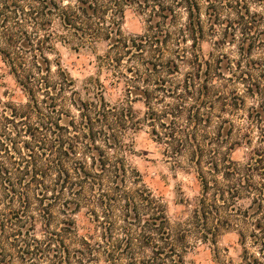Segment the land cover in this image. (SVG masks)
Returning <instances> with one entry per match:
<instances>
[{"label":"trees","instance_id":"obj_1","mask_svg":"<svg viewBox=\"0 0 264 264\" xmlns=\"http://www.w3.org/2000/svg\"><path fill=\"white\" fill-rule=\"evenodd\" d=\"M170 2L0 0V61L25 97V103L0 100V264H187L185 231L173 235L157 199L126 186L122 138L139 125L132 123L136 93L128 89L111 105L97 90L83 101L70 75L58 62L53 71L47 57L51 43H66L68 35L80 46L107 41L112 67L123 56L155 49L156 36H122L124 12L133 4L159 19L183 8L188 24L179 31L194 45L202 33L196 0ZM126 80L129 87L133 79ZM167 116H157L161 127ZM81 211L88 216L83 231L75 219ZM250 222L249 237L262 249L260 258L245 250L243 264H264V227Z\"/></svg>","mask_w":264,"mask_h":264},{"label":"rangeland","instance_id":"obj_2","mask_svg":"<svg viewBox=\"0 0 264 264\" xmlns=\"http://www.w3.org/2000/svg\"><path fill=\"white\" fill-rule=\"evenodd\" d=\"M196 2L202 33L194 45L179 31L188 24L183 8L159 19L133 4L124 12L122 36H156L155 49L123 56L113 68L107 41L80 46L68 35L66 43H51L47 57L53 71L58 62L70 75L83 101L97 90L111 105L128 89L136 93L132 123L139 125L131 123L122 138L126 186L157 199L173 235L185 231L184 261L243 264L245 250L260 258L262 249L249 237L250 221L264 227V0ZM126 79H133L131 88ZM0 100L25 103L1 61ZM165 112L161 127L157 116ZM75 219L82 231L88 226L83 211Z\"/></svg>","mask_w":264,"mask_h":264}]
</instances>
